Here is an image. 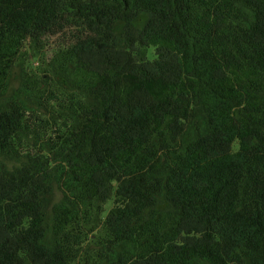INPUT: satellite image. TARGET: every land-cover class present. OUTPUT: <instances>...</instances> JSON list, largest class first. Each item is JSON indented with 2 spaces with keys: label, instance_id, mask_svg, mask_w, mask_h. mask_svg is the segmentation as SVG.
Segmentation results:
<instances>
[{
  "label": "trees",
  "instance_id": "16d2710c",
  "mask_svg": "<svg viewBox=\"0 0 264 264\" xmlns=\"http://www.w3.org/2000/svg\"><path fill=\"white\" fill-rule=\"evenodd\" d=\"M54 36L86 105L43 160L6 92ZM0 155V264H264V0H0Z\"/></svg>",
  "mask_w": 264,
  "mask_h": 264
},
{
  "label": "rangeland",
  "instance_id": "374dc122",
  "mask_svg": "<svg viewBox=\"0 0 264 264\" xmlns=\"http://www.w3.org/2000/svg\"><path fill=\"white\" fill-rule=\"evenodd\" d=\"M62 42L63 38L57 36L44 38L35 43L26 42L20 57L12 68L6 95H10L19 88H26L23 91L26 93L22 98L27 101L28 111L23 113L21 133L27 134V137L24 134L21 136L20 133V141L15 142L14 140V146L18 147L22 155L29 152L43 156V160H45L44 157L50 160L52 155L46 145L53 147L60 138L68 134L71 131L72 113H79L86 105L77 85L55 74L51 60ZM147 55L152 58L153 49H149ZM25 160L20 157L7 160L0 155V162L4 163L7 169L18 167L21 161ZM50 166L52 163L47 165L48 168ZM51 195L52 203L61 196L54 184ZM116 209L117 205L113 199L104 204L99 217L101 223L97 225L98 228L93 227V233L90 232L88 236V248H96L98 236H105L104 221Z\"/></svg>",
  "mask_w": 264,
  "mask_h": 264
}]
</instances>
